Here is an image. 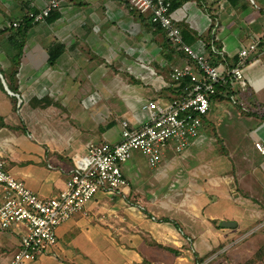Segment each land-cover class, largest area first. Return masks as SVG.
<instances>
[{
	"label": "crops",
	"instance_id": "1",
	"mask_svg": "<svg viewBox=\"0 0 264 264\" xmlns=\"http://www.w3.org/2000/svg\"><path fill=\"white\" fill-rule=\"evenodd\" d=\"M46 1L0 0V159L4 161V170L23 182L32 192L42 198H54L65 188L75 169L76 156L86 155L94 144L104 141L119 142L122 121L127 120L135 128L147 121L141 110L146 99L158 97L167 101L175 95L176 90L171 85L170 66L166 75L169 80L163 77V82L158 83L156 77L153 81L157 84L152 90H145L140 79V85L126 80L125 85L120 88L105 84L110 90L119 92L120 98H117L120 101L115 98L111 104L106 102L100 105V95L98 99H92L97 94L93 90L96 78L90 77L92 71L89 60L85 63L86 67H81L76 56L68 51L69 43L74 40L68 41L67 45L61 41L66 49L54 62L50 61L55 42L48 47L42 44L46 34L44 22L53 25L64 20L67 13H80L84 10L89 17L97 13L101 18L104 14L102 6H108L113 14V9L119 5L116 3L118 0L68 1L58 10L61 16L55 22L49 23L46 19L36 23L31 29L29 38L33 46L26 49L29 46L27 37L19 58V67L15 69L17 52L11 51V31L6 29H10L8 26L12 21L23 19L25 12L28 14L30 11L40 10ZM84 3L93 4L92 8L90 4L84 9ZM185 7L193 18L205 15L207 19L208 15L192 2L184 4L183 8ZM173 19L182 27L177 15ZM204 27L208 30V23ZM219 40L223 47L221 51L230 57V63L229 60L226 63L222 60L220 62L226 67L237 63L239 60L236 61L234 57H238L241 47H246L238 46L235 53H232L227 50L220 37ZM261 45L264 46V43ZM261 51H264V47ZM250 55L252 59L254 56ZM172 57L179 60L176 63L182 60L180 56ZM263 59H258L262 65ZM171 60L169 58L168 62ZM257 66L252 64L248 69L253 70ZM257 72L259 71H253ZM3 80L13 94L6 89ZM84 83L89 84L90 88L83 89ZM11 85L16 92L11 90ZM263 91L264 89L260 96L264 100ZM48 98L54 103L47 105L45 101ZM33 99L42 100L43 105H34ZM107 101L110 102V99ZM214 105L215 100L212 111ZM61 107L70 109L60 114L57 109ZM94 107L105 109L96 110L98 116L93 113L95 120H91V115H83L90 114V111L92 113ZM79 108L86 111L81 113ZM75 109L76 113L79 112L77 115L73 112ZM211 113L206 120L212 122ZM247 116L259 120L251 131L253 144H250V149L258 151L254 144L256 141L264 144V117L256 114ZM104 118H108L106 125ZM203 130L182 154L167 149L162 161L154 168L147 167L142 153L134 152L121 166L128 181L127 187L118 193L99 190L82 211L76 212L58 226L57 244L53 249L26 264L207 263L209 248L212 250L227 239V236L235 235L233 230L239 229L240 225H249L244 217L246 210H249L252 218L259 217L253 204L248 203L245 198L251 197L254 200L259 197L258 202L263 205L264 210V195L261 196L253 179L242 166H234L232 154L235 152L232 153L226 145H223L219 153L215 152L213 157L206 152L205 144L218 142L220 139L217 132L212 134L215 138H207ZM230 166L232 173L218 174L222 167L227 169ZM261 172V176H264V166ZM228 189L238 195L235 198L233 196V203L237 201L240 213L233 206L231 212L222 210L221 201L232 199ZM4 194L0 186V206ZM213 196L216 198L213 199ZM212 207H216L215 211ZM222 221H233L236 226L223 227ZM20 232L19 228L14 227L0 228V264H10L19 249ZM198 258L205 259L197 262Z\"/></svg>",
	"mask_w": 264,
	"mask_h": 264
},
{
	"label": "rangeland",
	"instance_id": "2",
	"mask_svg": "<svg viewBox=\"0 0 264 264\" xmlns=\"http://www.w3.org/2000/svg\"><path fill=\"white\" fill-rule=\"evenodd\" d=\"M187 2H192L213 19L214 23L217 24L216 26H218L219 37L229 52L235 53L238 46L249 48L250 45L256 44V48L250 55L254 57L252 59L249 57L250 60L242 67L243 75L248 82L247 90L241 91L234 84L233 88L236 95L232 94L228 100L224 101L216 98L211 113L212 122L209 119L204 122L203 134L205 133L207 138L209 136H214L215 138V135L212 134L217 132L220 140L205 144L207 147L206 152L213 157L215 152L219 153L223 145H226L229 150H232V153L235 152L234 154L231 153L234 159V166L239 165L246 170V174L248 173V176L253 179L254 186L258 187L259 193L263 196L264 176H261V171L264 166V156L258 151L250 149V144H253L251 131L258 125L259 120L247 115L256 114L264 117V100L260 96L264 89V65L258 61L259 58H264V51H261L264 47L261 45L262 42L264 43V0H254V2L252 0H238L233 5L230 4L229 0H182V4L174 9L173 16H178V22L185 29H192L196 34L206 36L208 33L204 25L208 21L205 15L201 13L202 17L196 16V18H193L192 13L189 14L185 10L188 9L186 8L187 6L183 8V5ZM116 3L119 5L116 9H113V12L111 11L113 14L110 13L108 6H102L104 14L101 18L97 16V13H94L93 19L84 10L80 11V13L77 11L67 13L64 20H60L53 25L45 22L43 24L46 27V31H44L46 34L42 40L44 47H48L55 42L52 48L61 44L64 45L65 50L68 41L74 40L67 47L69 53L71 54L72 52L76 56V61L81 67H84L87 60H89V68L92 71L90 77L96 78L93 90L97 94H94L92 99L96 100L100 95L98 99L100 105L106 104V102L111 104L115 100L120 101L119 92L110 90L109 86L105 84L116 85L117 88H120L125 85L124 81L126 82V80H129L128 83H138L139 85L142 84L139 82L142 80L145 90H152L153 86L157 84L153 79L157 77L158 83L163 82L161 81L163 77L169 80V77L166 76L170 71L168 70L169 67L179 61L174 58L168 62L169 57L167 58L164 55L162 47L165 38L162 33L153 30L154 27L149 24L150 19L148 16L140 15L139 11L131 8L127 0H118ZM90 4L84 3L82 7L87 9ZM92 5L90 8H92ZM142 17L147 18L148 21L142 20ZM198 22L201 26H199ZM191 23L194 25L193 27ZM30 32L31 30L28 38ZM61 41H64L66 45ZM27 43L29 46L26 49L32 48L33 43L30 44V38ZM11 51H15L12 46ZM178 54L176 52V56H179ZM262 61L264 62V59ZM19 63V58L14 60L15 69H18ZM252 64H257L258 66L253 70L248 69ZM254 70L259 71L257 72L259 75L253 73ZM88 88H90L89 84L84 83L83 89ZM108 99H110V102L107 101ZM41 101L33 99V104L41 105ZM45 102L47 105L54 103L50 98ZM112 108L118 109V107ZM68 109L70 108L61 107L57 110L60 114H63ZM104 109L94 107L92 113L90 111V114L83 115H91V120L92 118L95 120L93 113L98 116L96 110ZM78 110L81 113L86 111L85 109L82 110V108ZM73 112L75 115L79 113H76V109ZM107 119L104 118L103 120L105 125ZM144 159L147 167L151 168L145 156ZM140 162L142 163V161ZM231 167L227 169L222 167L218 174L232 173ZM227 191L231 193L232 199L221 201L222 210L231 212L233 206L234 210L236 209L240 213L241 209L236 206L237 201L233 203V196L235 198L238 195L233 194L230 189ZM216 196L212 198L215 199ZM245 200L253 204L255 213L259 217L257 219L252 218L249 210H246L247 216L243 215L249 225L247 227L240 225L239 229L233 230L235 235L227 236V239L220 242L219 246L212 250L209 248L206 255L207 263L205 264H247L249 260H252L251 262H254V264H264V253L262 251L258 252L259 248L264 244L263 205L258 202L259 197L254 200L251 197H246ZM215 208L212 207V210L215 211ZM218 213H220L219 209ZM204 259L198 258L197 262H203Z\"/></svg>",
	"mask_w": 264,
	"mask_h": 264
},
{
	"label": "built area",
	"instance_id": "3",
	"mask_svg": "<svg viewBox=\"0 0 264 264\" xmlns=\"http://www.w3.org/2000/svg\"><path fill=\"white\" fill-rule=\"evenodd\" d=\"M68 1L71 0H47L40 10L30 11L28 15L34 23L43 22ZM127 1L131 8L148 16L151 24L160 27L174 49L185 55L180 63L171 65L170 81L176 93L167 101L158 97L146 99L141 110L147 121L138 128L132 127L127 120L122 121L119 142L94 144L86 155L76 156L75 169L57 197L38 196L7 173L4 161L0 159V186L5 193L0 206V228L14 227L21 231L19 249L10 264H26L51 251L57 244L58 226L82 211L99 190L123 191L128 181L121 166L134 152L142 153L152 168L162 161L167 149L182 154L200 136L204 122L212 111L213 97L219 92L217 87L226 83L227 78L232 80L233 87L237 85L241 91L247 89L248 82L242 67L256 44L246 49L241 47L237 53L239 63L226 67L210 57L205 43L200 42L194 47L185 43L181 27L172 15L175 0ZM207 19L210 28L213 20L209 15ZM22 21V18L14 20L8 27L17 29ZM216 25L211 33L216 32ZM211 51L225 53L215 46L211 47ZM254 145L264 155V144L256 141Z\"/></svg>",
	"mask_w": 264,
	"mask_h": 264
},
{
	"label": "trees",
	"instance_id": "4",
	"mask_svg": "<svg viewBox=\"0 0 264 264\" xmlns=\"http://www.w3.org/2000/svg\"><path fill=\"white\" fill-rule=\"evenodd\" d=\"M238 0H229L230 4H236ZM129 3V2H128ZM182 4V0H175L172 4V8L171 10L176 9L178 6H180ZM140 15H142L140 13ZM61 13L58 10H54L50 16L47 18V21L49 23H53L55 22L58 18H60ZM142 20H147V18L142 17ZM213 20V19H212ZM36 23L33 22V19H31L29 17L28 14H26V12L24 13L23 16V21L21 23V25L17 28V29H13L11 27H9L10 29H6L7 31H13L10 34V40H11V46L13 47V49L15 51H17L16 54V59L20 58L22 56V52L26 43V39L28 37L29 31L35 26ZM153 28L154 31H157L158 33H162V35L165 38L164 44H163V49H164V55L169 57L170 59H173V55H176V50L174 49L173 45L171 44V42L169 40L166 39L164 32L162 31V29L158 26H155L151 23H149ZM214 21L213 24L210 26V28H208V30H206V32L208 33L206 36H202V35H198L196 34V32L194 30H190V29H185L184 27H181L182 29V34H183V38L185 43L189 44L190 46H196L198 45L200 42L205 43V46L207 47V50L210 53V57L213 60H218V61H228L230 63V57L228 55H222V54H215L211 51V47L215 46L218 50H221L222 47V43L220 42L219 38L216 39V36L218 35L217 33H219L218 30H216V32L211 33L212 29L214 27ZM219 36V35H218ZM64 50V45L58 44L56 45L50 53V61L54 62L62 53V51ZM163 51V50H162ZM178 53V52H177ZM180 57L184 58L185 55L180 52L178 54ZM236 61L240 60L239 56H235L234 57ZM237 58V59H236ZM235 61V62H236ZM226 63V62H225ZM239 63V61L237 62ZM237 63H232L229 66H235L237 65ZM0 84H1V79H0ZM218 93L217 95H215L213 97V100H215L216 98H218L219 100H228L230 98V96L236 95V92L233 88V83L232 80H229V78H227L226 83H222L220 85H218ZM11 90L15 91V87L13 85H11ZM16 92V91H15ZM262 251V253H264V244H262V246L259 248L258 252ZM257 252V253H258ZM256 253V255H257ZM252 260H249L247 262V264H254V262H251Z\"/></svg>",
	"mask_w": 264,
	"mask_h": 264
},
{
	"label": "water",
	"instance_id": "5",
	"mask_svg": "<svg viewBox=\"0 0 264 264\" xmlns=\"http://www.w3.org/2000/svg\"><path fill=\"white\" fill-rule=\"evenodd\" d=\"M0 77L2 78V75H1V74H0ZM3 82H4V84H5L6 89H7L11 94H13V93L8 89V87H7V85H6V83H5L4 80H3ZM221 225H222L223 227H234V226H236V223L233 222V221H222Z\"/></svg>",
	"mask_w": 264,
	"mask_h": 264
}]
</instances>
